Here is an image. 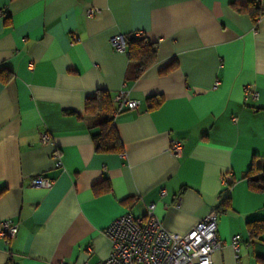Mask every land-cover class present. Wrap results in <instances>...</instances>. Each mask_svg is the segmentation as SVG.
<instances>
[{
	"label": "crops",
	"instance_id": "obj_1",
	"mask_svg": "<svg viewBox=\"0 0 264 264\" xmlns=\"http://www.w3.org/2000/svg\"><path fill=\"white\" fill-rule=\"evenodd\" d=\"M237 1L0 0V221L18 224L0 237V264H96L110 251L103 229L126 209L143 215L154 203L163 227L182 234L226 193L212 264H262L264 191L243 174L253 157L264 162V16ZM135 33L156 58L126 80L127 53L110 38ZM245 85L255 99L243 100ZM121 89L138 101L114 115L122 151L97 152L86 99ZM152 95L162 102L147 110ZM172 140L182 141L178 156ZM40 174L49 188L30 185ZM225 174L236 179L229 190ZM250 220L263 223L258 238Z\"/></svg>",
	"mask_w": 264,
	"mask_h": 264
},
{
	"label": "built area",
	"instance_id": "obj_2",
	"mask_svg": "<svg viewBox=\"0 0 264 264\" xmlns=\"http://www.w3.org/2000/svg\"><path fill=\"white\" fill-rule=\"evenodd\" d=\"M263 5L264 0H253ZM97 8L86 10L87 15L96 12ZM4 12L0 9V18ZM140 37L142 33H135ZM110 44L115 51H126V40L123 35L117 34L110 38ZM256 90L250 85L243 87V100L255 99ZM114 103L113 116L124 109H137L138 101L128 97L126 90L121 89L112 98ZM40 142L51 144L52 137L47 132L40 133ZM182 149V141H170L168 152L178 156ZM55 166L59 167L61 161L58 153H54ZM225 185L224 176L221 177ZM30 185L49 188L52 180L42 174L31 178ZM160 194H165L164 189ZM217 213L211 210L197 221L185 233H175L163 227L160 218L155 214V204L146 205L143 215L134 216L128 209L113 219L104 229L103 234L110 244L108 255L96 264H212V254L222 246L217 237ZM18 224L10 220L0 221V237L13 238L17 232ZM240 236L234 235L230 245L235 253L236 260L240 248ZM90 251V249H89ZM59 264H65L60 262ZM87 264V263H85Z\"/></svg>",
	"mask_w": 264,
	"mask_h": 264
},
{
	"label": "trees",
	"instance_id": "obj_3",
	"mask_svg": "<svg viewBox=\"0 0 264 264\" xmlns=\"http://www.w3.org/2000/svg\"><path fill=\"white\" fill-rule=\"evenodd\" d=\"M233 3L238 4L237 0ZM264 5V4H263ZM256 4L253 0H245V3L239 6L240 11L247 12L255 20L264 16V6ZM5 16V15H4ZM126 40V53L128 57V67L126 70V80H136L140 75L149 68L156 58V45L144 36L137 37L128 35ZM162 102L161 95H152L146 99L147 110H152ZM114 103L112 98L103 90L97 91L92 97L86 99L85 112L87 113L90 129H96L92 134L95 151L97 152H115L122 151V145L118 133L114 127L112 114ZM243 178L247 181L252 189L264 191V162H257L253 157L250 166L244 172ZM225 188L229 190L235 183L236 179L232 175L225 174ZM229 200V194L223 195L220 202L216 205L215 211H226ZM248 234L252 238H258L263 231L261 220H250L246 223ZM264 264V259H260ZM7 264H14L10 259Z\"/></svg>",
	"mask_w": 264,
	"mask_h": 264
},
{
	"label": "water",
	"instance_id": "obj_4",
	"mask_svg": "<svg viewBox=\"0 0 264 264\" xmlns=\"http://www.w3.org/2000/svg\"><path fill=\"white\" fill-rule=\"evenodd\" d=\"M264 6V5H263Z\"/></svg>",
	"mask_w": 264,
	"mask_h": 264
}]
</instances>
